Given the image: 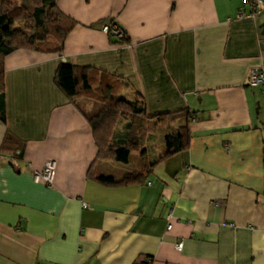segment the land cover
Masks as SVG:
<instances>
[{"label": "crops", "instance_id": "1", "mask_svg": "<svg viewBox=\"0 0 264 264\" xmlns=\"http://www.w3.org/2000/svg\"><path fill=\"white\" fill-rule=\"evenodd\" d=\"M57 4L75 21L63 52L4 58L0 264H264V82L248 83L264 62V8L247 17L244 0ZM61 62L87 67L91 89L77 104L55 82ZM120 97L139 99L148 118L195 111L189 147L151 165L165 152L161 128L146 135L145 158L132 152L133 169L113 164L100 148L127 142L133 116L99 129L91 119ZM48 161L51 185L34 177ZM142 170L127 184L98 180Z\"/></svg>", "mask_w": 264, "mask_h": 264}, {"label": "trees", "instance_id": "2", "mask_svg": "<svg viewBox=\"0 0 264 264\" xmlns=\"http://www.w3.org/2000/svg\"><path fill=\"white\" fill-rule=\"evenodd\" d=\"M75 26V21L63 13L57 0H0V120H6V92L4 58L12 51L27 48L43 53H62L67 36ZM121 30V27L118 26ZM124 36L120 41L127 40ZM55 82L59 88L74 102H79L82 91L90 90V76L87 67H79L70 63H59ZM95 118L91 119L94 127L106 128V123L120 115L133 116L132 125L136 130L127 142L110 144L100 153L105 152L107 157H114L117 161L128 163L132 152H140L141 157L146 156V135L161 128H166L164 137L165 152L151 165H155L167 157L179 153L189 147V122L196 112L183 108L174 112L157 113L151 118L147 117L145 105L139 99L131 101L125 98H115L105 104ZM184 121L178 125V121ZM109 125V124H108ZM107 125V126H108ZM7 132L3 146L13 139ZM23 151H21V154ZM20 154V156H21ZM148 170V165H144ZM145 175L142 171L127 172L122 177L113 175H99L98 180L107 185H122L140 181Z\"/></svg>", "mask_w": 264, "mask_h": 264}, {"label": "built area", "instance_id": "3", "mask_svg": "<svg viewBox=\"0 0 264 264\" xmlns=\"http://www.w3.org/2000/svg\"><path fill=\"white\" fill-rule=\"evenodd\" d=\"M244 6H248L249 10H242L240 12V16H247V17H253L256 14H258L263 8H264V0H244ZM105 31L112 33L119 39H121L124 34L122 30L118 28V26H105ZM264 82V62L254 67L251 70V73L248 77V83L250 85H259ZM56 163L54 161H48L45 163L43 168L41 170H38L35 172L34 177L37 181H42L48 185H51L53 183L54 175L56 172ZM168 225L167 229H171L172 224V214H168ZM183 246V241H180L177 244L178 249H181Z\"/></svg>", "mask_w": 264, "mask_h": 264}, {"label": "rangeland", "instance_id": "4", "mask_svg": "<svg viewBox=\"0 0 264 264\" xmlns=\"http://www.w3.org/2000/svg\"><path fill=\"white\" fill-rule=\"evenodd\" d=\"M156 147H158L160 144L164 143V131L161 130L156 134ZM139 162V155L138 154H132L131 155V162L129 165L127 163H118L117 161H114L113 164H118L119 166H122V168H130L133 169L135 165ZM127 166V167H126Z\"/></svg>", "mask_w": 264, "mask_h": 264}]
</instances>
